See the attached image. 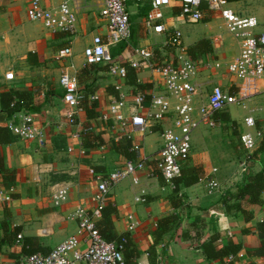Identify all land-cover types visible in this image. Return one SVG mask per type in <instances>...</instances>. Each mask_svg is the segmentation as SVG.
<instances>
[{"label": "crops", "instance_id": "0c3cea01", "mask_svg": "<svg viewBox=\"0 0 264 264\" xmlns=\"http://www.w3.org/2000/svg\"><path fill=\"white\" fill-rule=\"evenodd\" d=\"M61 1L42 0L47 6H56ZM257 1L229 0V5L241 16H256L261 24L264 19L254 10ZM30 3L31 0H0L3 79L0 108L4 91L19 88L32 92L34 105L41 108L31 112L45 126L47 139L28 141L11 132L12 141L0 143V188L11 195L10 201L0 205V264H20L29 255L28 250L48 253L74 235L78 228V220L73 217L76 210L83 207L92 212L97 205L96 177L91 169L107 173L141 157L146 159L144 169L113 187L107 198V205L112 203L117 208L112 215V231L116 236L128 238L125 254L129 259L140 264H231L230 261L264 264V256L250 254L262 242L259 224L264 221V192L261 204H251L245 199L244 211L228 213L224 204V198L236 193L247 174L264 169V149L260 148L264 141V76L242 80L228 72L227 63L240 53L241 45L227 33L222 17L207 13L204 22L189 23L176 4L164 7V17L158 21L165 23L168 30L156 32L145 25L151 5L130 3L132 39L113 48L115 56L129 67L133 60L140 59L137 48L152 49L156 61L173 58L175 51L168 40L175 29L183 32L188 52L201 39H208L211 51L195 56L189 52L193 59L211 63L198 78L203 95L207 96L213 85H220L241 99L214 113L216 126L201 124L193 131L188 164L199 167L202 177L192 185H182L175 193V184L165 181L155 159L163 145L162 131L171 121L152 120L150 131L134 132L130 139L127 135H117L112 127H118L114 119L105 121L101 117V112L121 92L114 86L115 78L109 73L108 65L87 64L83 55L93 37L106 32L100 0H86L79 5L77 30L73 35L50 30L42 21L30 20L27 14ZM66 45H72L73 56L57 60V50ZM216 61H221L222 66L216 67ZM130 68L135 79L130 76ZM130 68L123 80L124 92L130 99L139 92L149 94L163 89L157 71L149 67ZM9 71L14 72L15 78L7 82L4 75ZM64 72L77 75L85 107L71 121L65 114L64 89L60 84ZM146 110L141 108L140 112ZM26 111L22 109L9 118H0V125L8 126ZM125 112L130 114L131 109ZM249 116L255 119L254 127L246 125L245 118ZM61 124L64 126L60 128ZM130 131L129 128L127 132ZM246 132L257 135L256 146L251 150L242 144L241 136ZM212 178L218 180L220 188L210 193L207 185ZM61 188L68 189V193L56 204L53 195ZM178 198L183 202L181 208L172 202ZM174 213L183 214L182 222L156 237L159 219ZM215 234L217 246L236 243L242 246L241 251L230 261L208 258L201 245Z\"/></svg>", "mask_w": 264, "mask_h": 264}, {"label": "built area", "instance_id": "2783aa9c", "mask_svg": "<svg viewBox=\"0 0 264 264\" xmlns=\"http://www.w3.org/2000/svg\"><path fill=\"white\" fill-rule=\"evenodd\" d=\"M84 1L86 0H62L56 6H47L42 0H31L27 14L30 20L42 21L50 30L73 35L77 30L78 8ZM130 3L138 6L151 5L145 25L148 30L156 32L168 30L165 23H158L164 17V7L179 5L181 16L190 23L202 21L207 13H218L228 32L238 39L241 45L240 53L227 63V70L242 80L264 76V32L255 31L259 25L256 16L239 15L230 7L229 0H100V15L106 22V32L95 35L93 41L84 48L83 55L87 64L108 65L109 73L115 78L114 86L121 92L120 97L112 99L108 109L101 112V117L105 121L114 119L118 127H112L117 135H127L130 139L134 132L146 134L150 131L152 120H170L171 125L162 131L163 145L155 159L165 181L174 185L175 179L182 173L184 163L190 159L193 131L201 124L216 126L214 113L239 103L241 99L220 85H213L211 92L207 96L203 95L202 84L198 82V78L211 63H203L190 56L180 29H175L169 36L168 45L175 51L171 59L156 61L152 49H136L140 59L133 60L130 66L137 70L149 67L157 71L161 76L163 89L149 94L139 92L130 99L123 89L128 67L121 58L112 53L113 47L123 41L128 42L132 37ZM72 56V45H66L57 50L55 58L63 60ZM215 66L221 67V61H216ZM14 78L13 71L4 75L7 82L13 81ZM2 82L0 76V86ZM60 84L64 89L65 114L71 121L83 110V95L79 90L78 77L76 74L64 72ZM145 107L147 110L140 112V109ZM128 108L131 109L130 114L125 112ZM245 122L248 127L255 126L252 116L246 117ZM61 126L64 125H59L60 128ZM8 127L14 135L23 140L45 142L47 139L45 126L40 123L37 115L30 111H26L23 117L12 119ZM129 128L131 131L127 132ZM256 136L252 132L242 134V144L246 149L251 150L256 146ZM134 149L138 150L136 147ZM145 165L146 159L141 157L128 160L107 173L91 169L96 177V208L89 212L79 207L73 214L78 220L74 235L48 253L35 252L26 255L20 264H128L125 256L126 238L122 241L106 239L97 226V220L102 217V209L107 203L109 191L136 171L144 169ZM246 170L247 166L244 165L243 171ZM207 186L212 193L220 188V183L212 178ZM67 190L61 188L54 193L56 204L65 199ZM10 200V193L0 188V205ZM18 238L21 239L22 235L19 234ZM83 244L86 246L82 247ZM233 258L234 255L228 260ZM131 264L140 263L135 261Z\"/></svg>", "mask_w": 264, "mask_h": 264}, {"label": "trees", "instance_id": "16d2710c", "mask_svg": "<svg viewBox=\"0 0 264 264\" xmlns=\"http://www.w3.org/2000/svg\"><path fill=\"white\" fill-rule=\"evenodd\" d=\"M211 50H212V45L208 39H201L196 45L189 47V52L193 56H195V54L197 53L207 52ZM113 54L115 55L116 53L113 52ZM130 67L131 66H129L128 68ZM129 70L131 76V68ZM131 77L135 79L134 75ZM1 97H2L1 108H0L1 119L4 117L9 118L15 112L22 109H26L30 112L31 111L38 112L41 108V106L34 105L35 104L34 94L30 91L14 88L8 91H4ZM82 107L85 109L83 102H82ZM12 138H13V134L11 133L9 127L0 125V143L1 144L9 143L12 141ZM260 148L264 149V141L262 142ZM201 177H202L201 169L199 167L185 164L182 169L181 175L177 177L174 181L175 184L174 192L178 193L182 185L189 186L200 181ZM263 192H264V169L256 173L247 174L245 176L243 183L239 185L236 193L231 194V196L224 198L226 211L228 213H232L234 211L237 212L240 210L244 211L243 201L245 199L251 204H261L263 202V198H262ZM172 202L174 203V206L178 208H181L183 205L182 200L179 198L178 201H172ZM116 212H117V208L115 207L114 204L109 203L107 205L106 203L102 209L101 221L99 220L97 222V226L100 229L101 234L108 240L122 241L123 238H126L128 240V238L125 235L116 236L112 231L113 229L112 215L115 214ZM182 220H183V214L181 213H174L160 218L158 222L159 231L157 232L156 237L162 236V234L166 233L167 231L176 228L177 226H179ZM259 230H260V236L262 238L261 245L260 247L251 251L250 253L252 256H257V257L264 256V221L259 224ZM217 239H218V235L215 234L214 236L211 237L209 241H206L201 245L207 257L210 259L228 260L230 256L238 254L242 249V246L236 243H228L222 247H219L216 244ZM27 245H28L27 242H25L24 247H26ZM127 245L128 244L126 242L125 247ZM28 251H29L28 254L38 252V250L35 249ZM152 253H153V249L151 250L150 255ZM128 257L126 256V260L128 264L135 262L129 259ZM230 263L233 264L232 261H230Z\"/></svg>", "mask_w": 264, "mask_h": 264}, {"label": "rangeland", "instance_id": "374dc122", "mask_svg": "<svg viewBox=\"0 0 264 264\" xmlns=\"http://www.w3.org/2000/svg\"><path fill=\"white\" fill-rule=\"evenodd\" d=\"M131 4H134V3H131ZM131 4H129V6L131 5ZM136 5V4H135ZM232 5V4H231ZM142 6V5H141ZM250 7V6H249ZM130 9V8H129ZM254 10H256V13L258 14V16L259 17H261V18H263L264 19V0H258L257 2H256V6H255V9ZM246 15H249V14H246ZM206 18V17H205ZM205 18L202 20V21H199V22H196V23H201V22H204V20H205ZM190 23V22H189ZM193 25V24H192ZM187 26H190V24L189 25H187ZM262 30H264V23H259V26L258 27H256L255 28V31L256 32H260V31H262ZM227 33H229L228 31H227ZM230 34V33H229ZM231 35V34H230ZM232 36V35H231ZM233 38V37H232ZM131 39H132V37L129 39V41H131ZM234 39V38H233ZM81 44H84V39L82 40V42H81ZM114 48V47H113ZM113 48H112V53L114 52V50H113ZM114 55V54H113ZM115 56V55H114ZM224 62V61H223ZM190 161V160H189ZM189 161H187L185 164H188L189 163Z\"/></svg>", "mask_w": 264, "mask_h": 264}]
</instances>
